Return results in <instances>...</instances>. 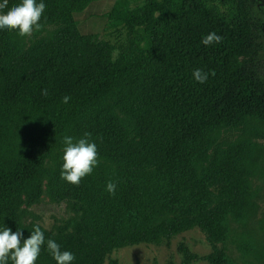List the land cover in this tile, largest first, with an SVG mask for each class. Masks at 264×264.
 I'll use <instances>...</instances> for the list:
<instances>
[{"label": "trees", "instance_id": "obj_1", "mask_svg": "<svg viewBox=\"0 0 264 264\" xmlns=\"http://www.w3.org/2000/svg\"><path fill=\"white\" fill-rule=\"evenodd\" d=\"M103 1L115 0H45L41 28L56 29L36 42L0 32V225L28 238L33 228L20 214L46 185L78 215L73 227L42 229L75 264H119L114 251L168 247L194 228L210 254L179 244L181 264H235L223 250L228 224L254 212V194L245 150L214 136L250 120L264 136V77L255 67L262 26L247 0H224L222 13L206 0H148L134 10L117 3L110 15L125 25L127 44L113 58L108 43L74 23ZM210 32L223 39L205 47ZM198 68L209 73L204 84L193 80ZM85 134L105 167L72 186L60 176L62 139ZM37 264L55 262L42 249Z\"/></svg>", "mask_w": 264, "mask_h": 264}, {"label": "rangeland", "instance_id": "obj_2", "mask_svg": "<svg viewBox=\"0 0 264 264\" xmlns=\"http://www.w3.org/2000/svg\"><path fill=\"white\" fill-rule=\"evenodd\" d=\"M148 0H115L92 3L74 16L77 29L94 40L106 42L113 48V58L127 44V30L124 24L112 20L111 10L122 4L127 10H134L145 5ZM207 5L222 13L228 4L224 0H206ZM256 21L262 26L258 54L255 60L256 71L264 77V0H247ZM56 28L43 27L24 41L36 42L49 36ZM214 140L219 145H241L247 154V182L254 194L255 209L248 217L238 223L230 222L229 238L223 247L226 257L235 264H262L264 262V136L261 125L255 121H246L235 130H221L215 134ZM105 165H99L104 168ZM78 215L66 203H56L50 197L46 185L42 189L41 198L30 208H23L20 214L22 227L41 229L56 233L64 226L73 227ZM71 230V229H70ZM179 244H183L192 253L200 257L210 254V247L203 234L194 228L174 237L168 247L141 244L114 251L110 258L119 264H181L178 252ZM107 264V262H105ZM192 264H207L205 261Z\"/></svg>", "mask_w": 264, "mask_h": 264}, {"label": "clouds", "instance_id": "obj_3", "mask_svg": "<svg viewBox=\"0 0 264 264\" xmlns=\"http://www.w3.org/2000/svg\"><path fill=\"white\" fill-rule=\"evenodd\" d=\"M7 9V11H5ZM46 9L45 0H20L14 7L9 8L8 0H0V32H14L20 37L31 36L42 27L41 19ZM222 37L210 32L202 40L205 47L220 44ZM209 73L195 69L193 80L204 84ZM47 95V90H42ZM70 97H64L67 103ZM63 155L61 164V179L72 186H79L81 181L91 175L100 163L96 143L89 138V134L76 139L66 135L62 139ZM116 184L109 181L105 190L109 195H115ZM42 249L50 254L55 264H75L76 257L73 252L62 250L53 239H45L44 231L40 226H34L28 238L20 230L0 225V264H37Z\"/></svg>", "mask_w": 264, "mask_h": 264}]
</instances>
